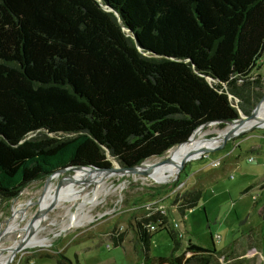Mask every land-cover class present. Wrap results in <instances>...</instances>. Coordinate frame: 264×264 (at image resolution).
Wrapping results in <instances>:
<instances>
[{
	"label": "trees",
	"instance_id": "trees-1",
	"mask_svg": "<svg viewBox=\"0 0 264 264\" xmlns=\"http://www.w3.org/2000/svg\"><path fill=\"white\" fill-rule=\"evenodd\" d=\"M263 52L264 0H0V201L63 168L134 167L249 116ZM201 196H174L181 218ZM158 222L137 223L134 264H208L214 250L187 240L176 254L170 231V255L150 256Z\"/></svg>",
	"mask_w": 264,
	"mask_h": 264
},
{
	"label": "rangeland",
	"instance_id": "rangeland-1",
	"mask_svg": "<svg viewBox=\"0 0 264 264\" xmlns=\"http://www.w3.org/2000/svg\"><path fill=\"white\" fill-rule=\"evenodd\" d=\"M252 74L264 77V52ZM225 128L226 125L214 123L205 126L199 135L209 140ZM175 148L144 164L153 166L167 161ZM250 158L252 162L248 161ZM214 162L220 165L213 167ZM116 167L121 168L119 164ZM74 171L53 175L46 184V180L33 182L17 198L0 201V249L16 245L29 233L26 226L39 216L40 202L44 206L53 198L54 202L65 201L57 195L51 197L67 187ZM109 174L112 175L103 182L105 186L95 201L91 187L82 194L89 195L85 203H80L83 197H79L48 208L37 229L29 233L30 236L37 230V237L47 238L48 245L22 247L8 264H57L60 254L70 264H134L137 223L154 214L165 217L167 223H155L162 227L151 233L152 257L170 255L172 243L167 234L170 231L180 239L176 254L190 240L214 250L209 264H264V127L247 130L224 144L219 141L207 154L188 160L165 182L141 175ZM196 187L201 191V199L181 218L173 198ZM13 213L16 214L13 228H6L5 222ZM70 214L83 224L68 225L72 223ZM179 222L182 228L175 227Z\"/></svg>",
	"mask_w": 264,
	"mask_h": 264
},
{
	"label": "bare ground",
	"instance_id": "bare-ground-1",
	"mask_svg": "<svg viewBox=\"0 0 264 264\" xmlns=\"http://www.w3.org/2000/svg\"><path fill=\"white\" fill-rule=\"evenodd\" d=\"M255 116H256V118L254 120L245 123L244 126L241 127V129H247V128L251 127L252 125L258 123L259 121L264 120V101H262L256 107ZM208 125H211V124H208ZM237 126H238L237 123L229 124L226 126V128L217 137L211 138L209 140L205 139L203 136L199 135L200 131L203 128L196 130L189 137L188 141H186L185 143H183L179 146H176L175 150L173 151L174 154H172L169 157V159L167 160V161H169L168 164H166L167 161H164L160 164L153 165V166L145 164V167L147 168V172H148V176H146V177L153 179V180L156 179L157 181H160V182L167 181L169 178L173 177L177 173L178 165L180 164V162L184 158H186L188 156L197 158V156H198L197 153L200 150L205 149V148H214L215 146H217L219 144L221 136H223L225 133H227L231 130L232 131L235 130ZM113 164L116 167V165L118 163L116 161H113ZM115 173L121 174L120 172H115ZM55 175H58V174H55ZM110 175H112V174L99 173L96 171H92L89 168L76 170V171H74V176L72 177L70 183L67 184V187L63 188L61 191L54 194L51 198H53L57 195L58 199L61 198V199L65 200V201L58 200L56 202V205H58V206L62 205L65 202H70L73 199H77L79 197H83V202L81 201L80 203H85L86 201L89 200V195L85 194L84 196H82V194L87 189L93 187V189H92L93 198L92 199L95 201L96 197L99 195V192L101 191V188H103V185H104L103 182L106 181V179H108ZM57 197H55V198H57ZM67 199H68V201H67ZM54 201L55 200L53 198L52 202H54ZM52 202H50L44 206L40 202L38 212H40L42 214L39 216H36L35 219L31 220L27 224L26 229H27V231H29V233L32 230L37 229V227L40 225L41 221L44 219V212L49 208V206ZM66 204H64V205H66ZM69 205H71V204H69ZM82 206H83V204H82ZM15 218H16V214L13 213L11 219L7 220L5 222V225L7 226L6 228H10L14 225L13 220ZM69 220H70L69 222H72V223H68V225L73 224L75 227H79L83 224V221L75 220L73 214H70ZM35 232L30 236L28 233L25 237H23L21 239V242H23V248L43 247V246L48 245L49 240H47V238L37 237V233H38L37 230ZM28 236H29V239L26 241ZM18 244H19V242L16 245H13L12 247L10 246L9 248H6V249H3V248L0 249V264H5L8 256L12 253V251L14 250L15 247H17Z\"/></svg>",
	"mask_w": 264,
	"mask_h": 264
},
{
	"label": "water",
	"instance_id": "water-1",
	"mask_svg": "<svg viewBox=\"0 0 264 264\" xmlns=\"http://www.w3.org/2000/svg\"><path fill=\"white\" fill-rule=\"evenodd\" d=\"M105 10H106V9H105ZM106 11H109V10H106ZM115 17H116V19H117V22L121 25V20H120L119 16H118L117 14H115ZM121 27H122V30H123V31L127 34V36H128V30H127L124 26H122V25H121ZM132 39H134V38L132 37ZM262 101H264V95H263L261 101L259 102V104H260ZM259 104H258V105H259ZM258 105H257V106H258ZM257 106H256V107H257ZM256 107H255V109L251 112V114H250L249 116H244V115L239 111V117H238L237 119H235V120H231V121H224V122H221L223 125H226V126L229 125V124H233V123H237V124H238V126L236 127L235 130H233V131L231 130V131L225 133L223 136H221L220 141H221L223 144H224L226 141L230 140L232 137L237 136V135L240 134V133H243V132H245V131H247V130H250V129H252V128H261V127L264 126V120H261V121H259L258 123L252 125L251 127L247 128V129H241V127H243L245 123H247V122H249V121H252V120H254V119L256 118V116H255V110H256ZM214 123H217V124H218V123H220V122L207 123V124H204V125L198 127L196 130L202 129V128H204L205 126H207L208 124H214ZM196 130H195V131H196ZM195 131H194V132H195ZM33 136H34L33 133H32V134H29L28 137H27L26 139H29V138H31V137H33ZM188 139H189V138H188ZM187 141H188V140H187ZM180 145H181V144H180ZM178 146H179V145H178ZM210 150H211V148H205V149L200 150V151L197 153V154H198L197 158H199L202 154H205V153L207 154V152H209ZM107 156H108V155H107ZM154 158H157V157H154ZM192 158H195V157L188 156V157L184 158V159L180 162V164L178 165L177 173H178V171L183 167V165H184L188 160H190V159H192ZM108 161H109L110 164H111V167L108 168V169L97 168V167H93V166H73V167H67V168H63V169H61V170H58V171H56V172H53L51 175L48 176V178H49L50 176H53V175H55V174H59V173L64 172V171H66V170H81V169H84V168H89V169H91L92 171H96V172H99V173H109V172H111V173L114 172V173H115V172H120V173H125V174H130V175L148 176L147 168L145 167V164H144V163H145L146 161H148V160H146V161L140 163L139 165H136V166H134V167H129V168H128V167H121V168L115 167L114 164H113V161H115V160H114V159H111V158H109V157H108ZM47 180H48V179H47ZM47 180L45 181V184L47 183ZM58 187H59V186H57V188H58ZM54 205H56V202H52V203L50 204V206H49V209L52 208ZM41 214H42V213L39 212V215H41ZM22 247H23V242L20 241L19 244L17 245V247H15L14 250L12 251V254H11L9 260L6 262V264H8L9 261H11V259H12L13 256H14V254H16L19 250H21Z\"/></svg>",
	"mask_w": 264,
	"mask_h": 264
},
{
	"label": "built area",
	"instance_id": "built-area-1",
	"mask_svg": "<svg viewBox=\"0 0 264 264\" xmlns=\"http://www.w3.org/2000/svg\"><path fill=\"white\" fill-rule=\"evenodd\" d=\"M249 161H252V159H249ZM220 165V162H214L213 164V167H218ZM162 226H159L155 223H150L148 226H147V229L150 233H153V232H156L158 231ZM175 227L176 228H182V225H181V222L175 224ZM181 236V235H180ZM218 238V237H217Z\"/></svg>",
	"mask_w": 264,
	"mask_h": 264
},
{
	"label": "crops",
	"instance_id": "crops-1",
	"mask_svg": "<svg viewBox=\"0 0 264 264\" xmlns=\"http://www.w3.org/2000/svg\"><path fill=\"white\" fill-rule=\"evenodd\" d=\"M251 159V158H250ZM249 161V160H248ZM249 162H252V161H249ZM260 224V223H259ZM258 224V225H259ZM181 225H182V227H183V224L181 223ZM212 255L213 254H211L210 256H206L204 259H206V261H208V264H209V259H211L212 258Z\"/></svg>",
	"mask_w": 264,
	"mask_h": 264
},
{
	"label": "flooded vegetation",
	"instance_id": "flooded-vegetation-1",
	"mask_svg": "<svg viewBox=\"0 0 264 264\" xmlns=\"http://www.w3.org/2000/svg\"><path fill=\"white\" fill-rule=\"evenodd\" d=\"M48 179V177L47 178H45L44 180H47Z\"/></svg>",
	"mask_w": 264,
	"mask_h": 264
}]
</instances>
